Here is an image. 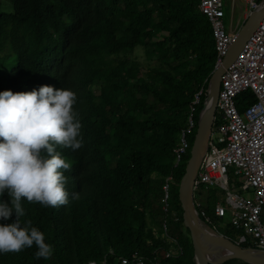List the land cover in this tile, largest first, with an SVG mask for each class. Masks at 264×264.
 I'll use <instances>...</instances> for the list:
<instances>
[{
	"label": "trees",
	"instance_id": "1",
	"mask_svg": "<svg viewBox=\"0 0 264 264\" xmlns=\"http://www.w3.org/2000/svg\"><path fill=\"white\" fill-rule=\"evenodd\" d=\"M199 1L0 0V91L70 88L83 137L79 150L57 148L72 165L64 173L69 203L22 200L21 223L30 220L44 233L52 257L36 259L33 246L0 255V264H136L135 256L143 264H197L178 190L216 60ZM252 98L249 90L238 95V109ZM218 119L216 111L214 124ZM183 131L187 147L177 162ZM217 196L213 187L195 188L199 218L240 246L256 247L216 215ZM15 219L13 212L6 223Z\"/></svg>",
	"mask_w": 264,
	"mask_h": 264
},
{
	"label": "built area",
	"instance_id": "2",
	"mask_svg": "<svg viewBox=\"0 0 264 264\" xmlns=\"http://www.w3.org/2000/svg\"><path fill=\"white\" fill-rule=\"evenodd\" d=\"M244 1L246 19L259 7L261 0ZM198 8L211 24L216 48L215 66H218L227 54L235 34L226 28L225 2L200 0ZM247 90L251 91L253 98L240 111L236 98ZM203 92L204 88L201 87L194 96V104L200 101ZM217 112L218 123H213L194 186L221 188L226 198L224 204L216 203V215L243 230L244 234L254 239L255 248L264 250V16L222 74ZM193 125L190 116L186 131ZM186 131L181 134L177 162L187 147ZM230 170L232 178L229 177ZM169 184L170 177L166 178L163 186L162 202L165 211L169 204ZM243 193L250 196H244ZM135 259L136 264H143L141 257L135 256ZM128 261L127 258H121L123 264ZM105 263L104 260L101 263L90 261L84 264Z\"/></svg>",
	"mask_w": 264,
	"mask_h": 264
},
{
	"label": "clouds",
	"instance_id": "3",
	"mask_svg": "<svg viewBox=\"0 0 264 264\" xmlns=\"http://www.w3.org/2000/svg\"><path fill=\"white\" fill-rule=\"evenodd\" d=\"M70 88L40 85L31 91H0V255L36 247V259L48 260L54 249L25 216L22 200L45 207L69 203L66 190L72 165L57 148L83 147L81 122ZM72 199H79L73 193ZM15 213L16 219L6 223Z\"/></svg>",
	"mask_w": 264,
	"mask_h": 264
},
{
	"label": "water",
	"instance_id": "4",
	"mask_svg": "<svg viewBox=\"0 0 264 264\" xmlns=\"http://www.w3.org/2000/svg\"><path fill=\"white\" fill-rule=\"evenodd\" d=\"M263 16L264 0H261L259 7L250 13L239 30L235 32L233 42L222 63L214 67L208 81L207 97L199 115L190 157L179 184L178 192L183 210V225L190 231L194 260L197 264H221L232 258L250 264H264V250L255 247H242L212 226L205 222L202 223L194 201L195 176L216 117L222 74L241 51Z\"/></svg>",
	"mask_w": 264,
	"mask_h": 264
},
{
	"label": "rangeland",
	"instance_id": "5",
	"mask_svg": "<svg viewBox=\"0 0 264 264\" xmlns=\"http://www.w3.org/2000/svg\"><path fill=\"white\" fill-rule=\"evenodd\" d=\"M226 1V9H227V16L225 17V22H226V28L228 31H231L233 33H235L237 30H239V28L241 27L242 23H243V12L245 9V1L244 0H225ZM137 53L139 56V59L141 61H144V56H143V51L141 48L137 49ZM214 136H216V133H214ZM214 142H216V140L214 139ZM229 177L232 178V171H229ZM213 189H215L218 193V199L219 202L222 204H224L223 202H225V192L216 186H213ZM244 196H250L248 193H243ZM169 201V200H168ZM202 223H204L202 220H200ZM222 224H220V226H218L219 229H222ZM215 228V227H214ZM217 230V228H215ZM215 264V263H214Z\"/></svg>",
	"mask_w": 264,
	"mask_h": 264
},
{
	"label": "crops",
	"instance_id": "6",
	"mask_svg": "<svg viewBox=\"0 0 264 264\" xmlns=\"http://www.w3.org/2000/svg\"><path fill=\"white\" fill-rule=\"evenodd\" d=\"M224 2H225V1H224ZM225 9H226V7H225ZM242 19H243V21L245 20V19H244V12H243V16H242Z\"/></svg>",
	"mask_w": 264,
	"mask_h": 264
}]
</instances>
